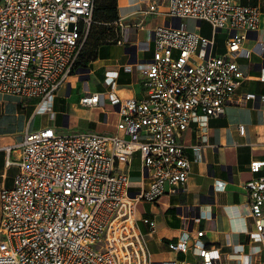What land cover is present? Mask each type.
I'll return each mask as SVG.
<instances>
[{
    "label": "built area",
    "instance_id": "2783aa9c",
    "mask_svg": "<svg viewBox=\"0 0 264 264\" xmlns=\"http://www.w3.org/2000/svg\"><path fill=\"white\" fill-rule=\"evenodd\" d=\"M95 5L96 0H0V94L38 100L50 111L57 92L78 72ZM157 6L149 12L158 13ZM167 15L173 21L153 31V58L138 66L143 99L120 95L112 78L107 93L79 100L90 109L104 99L116 107L115 134L64 135L54 128L25 134L20 159L7 162L19 168L14 184L0 193V264H222L203 231H186L168 244L184 259L155 262L138 225L139 205L186 189L191 162L181 138L193 123L206 143L210 119L226 106L264 103V96L237 95L245 77L236 57L258 31L261 11L236 0H168ZM188 19L231 32L226 52L212 55L214 40L190 31ZM113 26L126 31L120 21ZM124 69L132 72L133 66ZM259 79L264 82V69ZM136 155L142 178L135 183L139 191L132 192ZM249 168L255 177L243 189L254 245L248 253L243 246L234 251L245 257L238 264H264V159ZM142 220L155 229L154 220Z\"/></svg>",
    "mask_w": 264,
    "mask_h": 264
},
{
    "label": "crops",
    "instance_id": "0c3cea01",
    "mask_svg": "<svg viewBox=\"0 0 264 264\" xmlns=\"http://www.w3.org/2000/svg\"><path fill=\"white\" fill-rule=\"evenodd\" d=\"M236 1L261 11L258 31L248 35L243 51L236 57L245 77L237 95L264 96V82L259 79L264 69V0ZM152 4L158 5V13L149 12ZM118 9V21L125 26V33L107 34L106 39L87 46L81 69L57 92L50 111H45L38 100L0 94V193L14 184L19 168L7 162L20 159L18 146L27 132L54 128L66 133L63 126L72 130L85 125L86 133L113 135L117 132L118 109L107 99L95 109L86 108L79 104L80 98L86 94L104 95L112 78L117 81L120 95L138 99L146 96L138 66L153 58L154 29L173 21L167 15L168 0H118ZM188 22L195 24L189 28ZM186 23L190 31L214 40L212 55L226 52L231 32L215 31L206 21L188 19ZM127 65L133 66L132 72L125 71ZM181 142L191 162L186 189L139 205L138 225L146 237V248L157 263L184 259V254L170 252L168 244L186 231L193 235L203 231L204 242L217 250L222 264H238L245 257L235 253V246H243L248 253L254 245L255 226L249 217L243 184L255 177L249 168L251 162L264 159V103L251 100L245 106L228 105L221 116L210 119L206 143L201 141L194 123ZM6 148H10L9 152ZM135 164L137 168H133ZM130 178L132 192L139 191L135 184L142 178L138 155L133 159ZM221 183L224 188L217 187ZM145 217L155 221L154 230L143 222ZM1 218L0 205V222ZM188 258L194 259L192 255Z\"/></svg>",
    "mask_w": 264,
    "mask_h": 264
},
{
    "label": "trees",
    "instance_id": "16d2710c",
    "mask_svg": "<svg viewBox=\"0 0 264 264\" xmlns=\"http://www.w3.org/2000/svg\"><path fill=\"white\" fill-rule=\"evenodd\" d=\"M94 16H95V20H94ZM94 16H93L92 27L94 26V24L99 23L104 26L108 25L111 31L110 30L105 31V29H103V31L98 34H94L95 32L93 31L91 36V32H92V27H91L90 35L82 50V54L78 62L77 69H81L80 67L83 65L82 64L83 54H84L83 52H85L87 46L91 45L93 42L98 43L100 40L106 39L107 34L119 33L113 26V24L119 20L118 0H96ZM96 21H100V22H96Z\"/></svg>",
    "mask_w": 264,
    "mask_h": 264
},
{
    "label": "rangeland",
    "instance_id": "374dc122",
    "mask_svg": "<svg viewBox=\"0 0 264 264\" xmlns=\"http://www.w3.org/2000/svg\"><path fill=\"white\" fill-rule=\"evenodd\" d=\"M94 20H95V16H94ZM96 22H100V21H96ZM194 22H188V25H189V28L190 27H192V26H194ZM95 26V27H94ZM94 26L92 27V32H91V36H92V33H93V31L95 32L94 34H98V33H100V32H102L103 31V29H105V31H108V30H110V27L107 25V26H104V25H101V24H99V23H96V24H94ZM94 28V29H93ZM111 31V30H110ZM83 83L84 82H81L80 83V88L82 89L83 88ZM77 85V84H76ZM103 121H104V116H103ZM112 119H113V117H111V121H112ZM64 127V130H65V132L66 133H62V134H64V135H72V134H75V133H86L85 131L87 130V127L85 126V125H82V127L81 128H71L72 130H70V128H66L65 126H63ZM74 131H79V132H74ZM91 132H95L94 130H90ZM69 132H73V133H69ZM133 168H137V165L135 164L134 166H133Z\"/></svg>",
    "mask_w": 264,
    "mask_h": 264
},
{
    "label": "water",
    "instance_id": "95a60500",
    "mask_svg": "<svg viewBox=\"0 0 264 264\" xmlns=\"http://www.w3.org/2000/svg\"><path fill=\"white\" fill-rule=\"evenodd\" d=\"M87 71H89V70H87Z\"/></svg>",
    "mask_w": 264,
    "mask_h": 264
}]
</instances>
